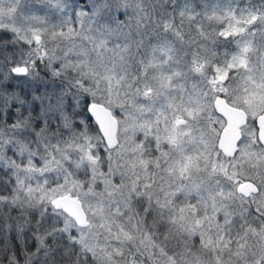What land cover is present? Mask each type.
<instances>
[{"label": "snow or ice", "instance_id": "6c2138e0", "mask_svg": "<svg viewBox=\"0 0 264 264\" xmlns=\"http://www.w3.org/2000/svg\"><path fill=\"white\" fill-rule=\"evenodd\" d=\"M0 264H264V0H0Z\"/></svg>", "mask_w": 264, "mask_h": 264}]
</instances>
